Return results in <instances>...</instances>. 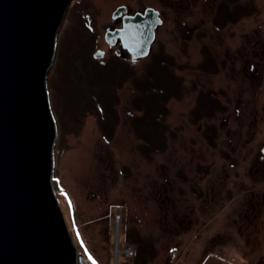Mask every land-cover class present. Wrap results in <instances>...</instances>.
<instances>
[{
    "label": "rangeland",
    "instance_id": "374dc122",
    "mask_svg": "<svg viewBox=\"0 0 264 264\" xmlns=\"http://www.w3.org/2000/svg\"><path fill=\"white\" fill-rule=\"evenodd\" d=\"M167 1L133 60L102 39L120 1L66 10L46 89L68 235L88 264H264V0Z\"/></svg>",
    "mask_w": 264,
    "mask_h": 264
},
{
    "label": "water",
    "instance_id": "95a60500",
    "mask_svg": "<svg viewBox=\"0 0 264 264\" xmlns=\"http://www.w3.org/2000/svg\"><path fill=\"white\" fill-rule=\"evenodd\" d=\"M70 1L0 0V264H88L50 183L56 128L46 76ZM160 24L148 8L106 41L119 37L131 58L145 57Z\"/></svg>",
    "mask_w": 264,
    "mask_h": 264
},
{
    "label": "flooded vegetation",
    "instance_id": "af4514ba",
    "mask_svg": "<svg viewBox=\"0 0 264 264\" xmlns=\"http://www.w3.org/2000/svg\"><path fill=\"white\" fill-rule=\"evenodd\" d=\"M102 1L104 3L105 2L112 3V2H119L120 1V3L118 5H116L114 7V9L111 11V13L109 15V22L103 28V32H102L103 36L101 35L102 39L104 40V42L106 43V45L108 47V51L117 57L128 56L129 58H131L129 52L122 46L121 39L119 37L114 38L112 44H108L106 41V34L112 33L116 29H122L123 28V22H124L125 18L132 17L137 13L143 14L146 9L150 8V9H153L154 11L157 12V16L160 19L161 24L163 22L161 12H159L157 9H155L154 7L149 5L152 3V0H147V1L144 0V1H146V3L142 7H132L133 4H135L136 0H102ZM138 1H142V0H138ZM174 1H176V2H172V0H169L166 2V4H187V3H184L183 0H180V1L174 0ZM70 3H71V1H70ZM77 3H79V2H77ZM115 12H116V14L113 15ZM78 13L80 14L79 16L83 19L84 13H80V11ZM157 28H158V26L154 30V37H155V33H156ZM95 55L97 57L101 58L104 55L103 50L97 51L95 53ZM131 60H133V59L131 58Z\"/></svg>",
    "mask_w": 264,
    "mask_h": 264
},
{
    "label": "trees",
    "instance_id": "16d2710c",
    "mask_svg": "<svg viewBox=\"0 0 264 264\" xmlns=\"http://www.w3.org/2000/svg\"><path fill=\"white\" fill-rule=\"evenodd\" d=\"M160 89H163V91L165 92V90H166L167 88H166L165 85L162 84V86L160 87ZM208 109L211 110V109H212V106H208ZM209 114H210V113H209ZM160 135H161L160 137H162V138L165 139V136H162V134H160ZM143 139L146 140L145 137H143ZM146 141H147V140H146ZM160 148H161V147H160ZM160 148H159V149H160ZM152 150H153V149H152ZM160 150H161V149H160Z\"/></svg>",
    "mask_w": 264,
    "mask_h": 264
},
{
    "label": "snow or ice",
    "instance_id": "6c2138e0",
    "mask_svg": "<svg viewBox=\"0 0 264 264\" xmlns=\"http://www.w3.org/2000/svg\"><path fill=\"white\" fill-rule=\"evenodd\" d=\"M89 259L92 260V264H96L95 260H93L90 255H89Z\"/></svg>",
    "mask_w": 264,
    "mask_h": 264
}]
</instances>
